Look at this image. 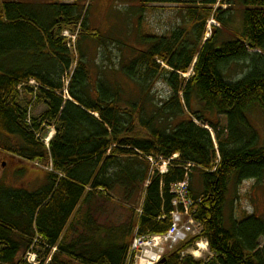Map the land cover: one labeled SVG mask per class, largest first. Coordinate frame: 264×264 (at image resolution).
Listing matches in <instances>:
<instances>
[{"label": "trees", "instance_id": "16d2710c", "mask_svg": "<svg viewBox=\"0 0 264 264\" xmlns=\"http://www.w3.org/2000/svg\"><path fill=\"white\" fill-rule=\"evenodd\" d=\"M81 1L0 0L2 151L50 168L35 190L0 184V264H29V252L39 264H132L136 234L166 235L172 214L185 212L172 189L188 176L189 214L202 234L162 264H264V218L225 214L231 184L264 179V147L247 116L264 110V0H142L141 13L181 6L191 28L170 38L141 33L147 48L128 62L110 57L112 39L91 30ZM220 4L230 9L215 10ZM231 9L234 36L221 42L215 28L203 42L211 18L233 25ZM65 31H80L77 57ZM234 65L243 69L236 81ZM159 81L171 92L161 104L152 94ZM207 114L226 118V129ZM151 160L168 161L167 173ZM109 205L126 209L128 221L104 219ZM202 239L204 261L186 253Z\"/></svg>", "mask_w": 264, "mask_h": 264}, {"label": "rangeland", "instance_id": "374dc122", "mask_svg": "<svg viewBox=\"0 0 264 264\" xmlns=\"http://www.w3.org/2000/svg\"><path fill=\"white\" fill-rule=\"evenodd\" d=\"M141 2L142 0L81 1L84 10L88 9V19L91 30L98 32L103 37L112 39L113 42L108 45V48L111 51L110 57L114 61H116L115 59L117 56L122 57L123 55L125 62H128L135 56L134 53H136V50L144 51L147 48L139 40L141 33L142 35L170 38L175 32L177 33V31H190L191 24L185 18L184 8L181 6L154 5L148 7L145 12L141 13L139 11ZM217 9L226 11L230 8L227 4H220L216 6L215 10ZM233 12L232 10L230 13L234 14L235 12ZM233 16H235V14ZM232 18L233 25L227 28L220 27L219 24L211 18L208 22L203 42L211 36L215 28L220 29L224 33H222L221 42L230 40V37L234 36L235 29L233 27L238 25L237 20L239 17L236 14V16ZM234 21H236V23ZM79 32L80 31H77L76 34H71V32L65 31L62 34V37L67 41H71L69 48L75 57H77L75 44L79 40ZM221 42L218 44V47L221 45ZM117 43L125 44L126 47L123 54L122 52L120 53ZM90 48L94 50L93 44H90ZM242 70L238 71L237 65L232 66V80L236 81L241 76ZM191 73L192 72L186 75L185 78L191 76ZM152 94L154 95V102L161 104L169 99L171 92L164 81H159L154 84ZM44 111L45 106L39 105L33 108L31 116L38 118ZM247 116L250 118L253 128L259 135V147H264V110L259 106L254 107ZM206 120L218 124L222 131L227 127V120L224 117L207 114ZM197 124L200 125L199 123ZM208 130L210 129L208 128ZM53 132V128L48 129L47 135L44 137L45 139L43 141L50 138V136L53 137ZM211 133L215 139V134L212 131ZM7 144L8 142L5 143V139L4 143L0 144V184L7 188L26 189L30 191L41 187L45 183V173L50 170V168L37 164H27L19 161V159L13 158L11 155L6 154L5 151H2L3 148H6L5 146H7ZM45 144L46 146L48 145L47 143ZM17 161L19 162L17 163ZM225 214L227 219L232 216L238 221L241 220L245 214H253L257 217L264 218V179L260 183L247 181L238 188H235V185L231 184L228 195V207L226 208ZM129 217L130 214L126 209L112 205L107 207L103 215L104 219L112 222L115 226L125 224ZM197 232L198 229L195 230V233ZM192 236L195 237L194 235ZM200 244L202 245L200 246ZM261 245L263 246L264 242H261ZM194 251L198 253L196 257L193 255L195 253ZM186 253L192 255L196 260L204 261L211 257V252L209 253L204 240L198 241V243Z\"/></svg>", "mask_w": 264, "mask_h": 264}, {"label": "built area", "instance_id": "2783aa9c", "mask_svg": "<svg viewBox=\"0 0 264 264\" xmlns=\"http://www.w3.org/2000/svg\"><path fill=\"white\" fill-rule=\"evenodd\" d=\"M169 162L162 161L157 164L161 174L167 173ZM176 195L174 205H181L185 212H176L172 214V230L165 236L141 237L136 235L131 249L129 261L133 264H157L166 253L167 248H172L179 239L185 240L188 235L195 234L200 229V225H196L192 219L184 222V216L189 215L191 201L188 196V183L184 182L173 188Z\"/></svg>", "mask_w": 264, "mask_h": 264}, {"label": "bare ground", "instance_id": "6f19581e", "mask_svg": "<svg viewBox=\"0 0 264 264\" xmlns=\"http://www.w3.org/2000/svg\"><path fill=\"white\" fill-rule=\"evenodd\" d=\"M222 0H219V2H221ZM208 129V128H207ZM54 136H55V131L53 132V137L52 136H50V138H48V139H46V143L49 145L50 144V142L53 140V138H54ZM214 137V136H213ZM184 182H187V183H189L190 182V176H188L187 178H186V181H184ZM138 212H139V210H138ZM194 223L196 224V225H200L199 223H197L195 220H194ZM172 230V227L170 228V230L168 231V233L170 232ZM194 230H196V228H194ZM202 234V233H201ZM191 237H193V236H191ZM196 237V236H195ZM194 237V238H195ZM198 237V236H197ZM190 238V237H189ZM184 241H186V239L185 240H183L182 241V239H179V242H178V244H180V243H182V242H184ZM198 243V242H197ZM177 243L175 244V245H173L174 247L175 246H177L178 245ZM202 244H200V246H201ZM204 245V244H203ZM202 249H204V248H202ZM195 252V251H194ZM188 254V253H187ZM193 255H195V257L198 255V253L197 252H195ZM26 261L29 263V264H39L38 263V261H37V256H36V254H34V253H31V252H29L28 254H27V256H26ZM129 262V261H128ZM129 264V263H128ZM133 264V263H132ZM159 264H160V262H159Z\"/></svg>", "mask_w": 264, "mask_h": 264}, {"label": "crops", "instance_id": "0c3cea01", "mask_svg": "<svg viewBox=\"0 0 264 264\" xmlns=\"http://www.w3.org/2000/svg\"><path fill=\"white\" fill-rule=\"evenodd\" d=\"M25 2H31L32 0H24ZM34 1V0H33ZM56 250L54 249V252H55Z\"/></svg>", "mask_w": 264, "mask_h": 264}, {"label": "water", "instance_id": "95a60500", "mask_svg": "<svg viewBox=\"0 0 264 264\" xmlns=\"http://www.w3.org/2000/svg\"><path fill=\"white\" fill-rule=\"evenodd\" d=\"M164 262V260L163 261H161V263L160 264H162Z\"/></svg>", "mask_w": 264, "mask_h": 264}, {"label": "flooded vegetation", "instance_id": "af4514ba", "mask_svg": "<svg viewBox=\"0 0 264 264\" xmlns=\"http://www.w3.org/2000/svg\"><path fill=\"white\" fill-rule=\"evenodd\" d=\"M16 162V161H15ZM19 161H17V163H18ZM4 167V166H3Z\"/></svg>", "mask_w": 264, "mask_h": 264}]
</instances>
